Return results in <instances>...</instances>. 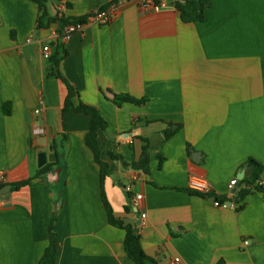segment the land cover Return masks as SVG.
Returning a JSON list of instances; mask_svg holds the SVG:
<instances>
[{"label":"crops","instance_id":"obj_1","mask_svg":"<svg viewBox=\"0 0 264 264\" xmlns=\"http://www.w3.org/2000/svg\"><path fill=\"white\" fill-rule=\"evenodd\" d=\"M41 1L48 16L38 28L37 2L0 0V264H38L53 220L55 264H136L102 198L101 168L86 143L90 117L70 110L64 128L68 85L74 107L93 106L107 123L98 131L109 166L104 192L148 257L264 264V0H210L205 21L193 23L171 0L151 11L140 0ZM108 8L109 24L90 19ZM78 18H86L82 30L61 37V20ZM122 94L148 101L118 107L112 100ZM142 138L151 147L147 173L109 156L138 162ZM190 176L208 180L211 196L191 193ZM212 195L228 198L226 206Z\"/></svg>","mask_w":264,"mask_h":264},{"label":"trees","instance_id":"obj_2","mask_svg":"<svg viewBox=\"0 0 264 264\" xmlns=\"http://www.w3.org/2000/svg\"><path fill=\"white\" fill-rule=\"evenodd\" d=\"M34 1L37 2L39 9H40V12H41V16L38 19V28H41L43 26L42 20L48 16L47 11H46V7L41 0H34ZM155 1L157 3H160L162 0H155ZM171 1L175 5L176 9L179 11L182 21L185 23L204 22L206 19V10L210 7V0H185L184 2H181L180 0H171ZM85 20H86V18L62 19L61 22L63 25H71V24L76 25V24H82ZM51 21L52 20L49 19V22H51ZM50 59L52 61L53 67H54L53 70H55V71L58 70V69H56L59 66V59L57 58V56L51 57ZM55 76L61 78L64 82H66V80L62 78L59 71L55 72ZM68 89H69V94H68V97L65 101V105H64V108L62 111L63 125L65 128L67 116H68V113L70 110H73L76 113L85 114V115L89 116L91 119L90 130H89V133H88L87 138H86V143H87L88 147H90V149L93 151V153L95 155L96 162L99 164V166L101 168L102 198H103L104 204H105L107 212H108L110 223L113 226L118 227L120 229H123L125 231V233H126L125 242H124L125 250H126L127 255L132 260H134L136 262V264H146L147 262L152 263V264H156L155 261L153 259H151L150 257H148L147 254L144 252L142 245H141L140 237L136 233L135 229L131 225L125 224L124 221L117 220L115 218L113 210H112V208H111V206L107 200V197L105 195L103 184H104L106 177H108V175H109V166H108V164L104 163L101 160L102 151L100 150V147L98 144V131L99 130H105L107 128V123L101 117L98 110L93 106L80 104L78 107H74L72 104V97L74 96L75 92L73 91V89L69 85H68ZM112 101L118 107H122L124 104H134L137 106H142V105H145L147 103L148 99L144 98L141 100H137L130 95L122 94V95H115V97L113 98ZM170 135H171V131H168L166 133V136L169 137ZM142 141L145 144L143 146L142 156L138 162H133V163L129 164V163L125 162L123 157L118 153L109 152V156L111 157L112 160L121 161L124 166L132 167L135 170H140V171L147 173L149 170V160H150V149H151V147H150L149 141L147 139L142 138ZM61 160H62V152L60 150H58L56 162L59 163ZM54 165L55 164L51 163V164L44 166L42 169H40L38 171L37 176H40L44 173L52 172ZM249 166H252L256 169L262 168L260 165H258L256 162H254L252 160L249 162ZM28 183H29V181H26V182L17 184L15 187L19 188V187L26 185ZM191 193H193L195 195H199V196H204V197L211 196L209 194H201V193H198L195 191H191ZM249 194H250V190H247V189L238 192L235 196L236 202L244 200ZM212 197L215 200H217L223 204L228 201V198H221V197L214 196V195H212ZM57 253H58V237H57V234L55 232L54 220H53L52 224L50 225V243H49V246L45 250V252H44V254H43V256L40 259L38 264H55L56 259H57Z\"/></svg>","mask_w":264,"mask_h":264},{"label":"built area","instance_id":"obj_3","mask_svg":"<svg viewBox=\"0 0 264 264\" xmlns=\"http://www.w3.org/2000/svg\"><path fill=\"white\" fill-rule=\"evenodd\" d=\"M140 6L143 10L145 11H151V10H159L161 8L166 7V2H160L157 3L155 0H140ZM114 18V14L112 12V10L110 8L108 9H102L100 11H98L97 13L93 14L90 16V19L94 20L95 22L102 24V25H107L109 24L112 19ZM83 25L82 24H71V25H67L63 35L61 37L67 39L69 38L74 32L82 30ZM43 55L46 59H50L52 56V48L50 44H45L43 46ZM37 113H39V111H37ZM35 134H44L45 131L41 128H37L34 130ZM4 175L3 173L0 171V183H2L4 181ZM237 183V180H233L231 182V187L235 186ZM188 188L191 191H195L201 194H208L210 192V184L208 182V180L204 179V178H200L197 176H190L188 178ZM233 194H231L230 196H232ZM142 198L141 195H137L136 196V200L135 203H137V201H139ZM216 205L218 206H226V203H220L219 201H216ZM146 215H142L143 218H145ZM245 245H248L249 242L246 241L244 242ZM176 263L179 262V259L175 260Z\"/></svg>","mask_w":264,"mask_h":264},{"label":"water","instance_id":"obj_4","mask_svg":"<svg viewBox=\"0 0 264 264\" xmlns=\"http://www.w3.org/2000/svg\"><path fill=\"white\" fill-rule=\"evenodd\" d=\"M181 2H184L185 0H180ZM244 175V174H243ZM243 175L237 179V183H241V180L243 178ZM231 204V203H230Z\"/></svg>","mask_w":264,"mask_h":264}]
</instances>
